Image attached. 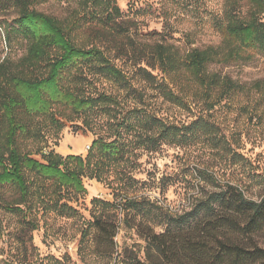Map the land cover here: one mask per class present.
<instances>
[{
  "label": "trees",
  "instance_id": "obj_1",
  "mask_svg": "<svg viewBox=\"0 0 264 264\" xmlns=\"http://www.w3.org/2000/svg\"><path fill=\"white\" fill-rule=\"evenodd\" d=\"M45 5L57 7L56 12L41 9ZM133 22L116 0H0L5 40L9 44L12 34L25 40L21 56L8 54L0 62V190H13L9 201L0 193V203L21 218L18 234L33 231L37 225L29 214L42 206L72 216L76 209L64 197L86 193L84 179H94L110 188L112 199L90 201L77 246L84 264L94 259L104 264H264V196L248 198L238 184L221 179V169L206 163L190 178L158 179L161 194L175 185L183 189L185 205L173 210L139 195L144 183L136 187L139 181L129 171L140 155L167 149L207 148L224 160V168L242 163L237 140L210 117L243 86L211 67L252 55L264 58V0H226L214 20L221 41L202 48L181 49L166 38L137 45L131 38ZM91 39L104 42L106 50ZM177 80L197 86L192 100L177 88ZM102 82L110 89L98 87ZM256 90L264 98V82L258 81ZM154 97L197 114L177 122L147 103ZM37 116L56 125L57 132L70 126L92 133L86 154L39 149L36 159L22 152L17 139L34 136ZM121 230L132 231L141 243L119 246ZM44 258L36 260L43 264ZM53 263L74 264L68 256ZM0 264L34 261L0 258Z\"/></svg>",
  "mask_w": 264,
  "mask_h": 264
},
{
  "label": "rangeland",
  "instance_id": "obj_2",
  "mask_svg": "<svg viewBox=\"0 0 264 264\" xmlns=\"http://www.w3.org/2000/svg\"><path fill=\"white\" fill-rule=\"evenodd\" d=\"M116 2L127 17L135 20L131 26V38L137 45L166 38L181 49H187L218 45L221 41V34L214 26V20L221 15L226 0H116ZM56 8L45 5L41 9L51 13L56 12ZM173 11L176 13L167 17ZM10 39L8 44L3 28H0V62L8 54L16 59L25 50V40L19 34H12ZM89 41L106 50L104 42L100 43L96 39ZM120 42L125 44L124 41ZM107 52L113 57L112 51ZM54 54L55 52L51 51V55ZM115 62L121 65L118 59H115ZM211 69L229 76L243 86V91L216 105L210 118L228 138L237 140L238 151L244 160L235 168H224V160L208 152L207 148L201 147L187 151L167 149L156 156L146 153L133 160L129 168L130 175L139 181L136 187L144 183L138 194L157 200L159 204L173 210H179L185 205L182 198L183 189L175 185L161 194L156 188L158 179L171 175L190 178L191 173L202 169L206 163H211L214 170L221 169V179H230L238 184L248 198L257 200L264 196V98L256 90V83L264 82V58L252 55L250 60L217 64ZM38 71L39 74L42 73L43 68L40 67ZM177 82L180 83L177 88H181L187 98L192 100L191 95L197 86L182 80ZM135 83L139 88L144 86L136 81ZM102 86L110 89V84L98 83V87ZM145 93L155 95L147 88ZM146 101L158 113H167L177 122H187L190 113L197 114L195 109L189 113L174 104L162 101L161 98H147ZM34 121L38 129L37 134L40 133V136L37 138L36 129L32 127L34 136L20 137L17 143L22 152L29 151L36 159H40V154H36L39 149L43 152L53 149L61 155L84 156L87 151L85 146L89 145L94 137L92 133L84 135L70 126H64L57 132L56 125L40 116L34 117ZM84 186L86 193L69 194L64 197V201L70 199L68 204L76 209V213L69 217H61L56 211L45 210L41 206L36 212L29 214L35 220L37 229L33 231L26 229L21 234H18L21 218L5 210L0 203V229L3 231L0 235V258L15 261L26 258L34 261V264H41L36 258L45 257L43 264H54L55 259L61 260L63 256H68L70 263L84 264L77 254V246L81 223L90 217V201L93 197L112 199L110 188L102 182L84 179ZM0 193L4 200L9 201L13 190L6 186ZM116 240L119 246L131 245L133 241L141 243L135 234L128 230H121ZM92 262L104 264L99 259Z\"/></svg>",
  "mask_w": 264,
  "mask_h": 264
},
{
  "label": "built area",
  "instance_id": "obj_3",
  "mask_svg": "<svg viewBox=\"0 0 264 264\" xmlns=\"http://www.w3.org/2000/svg\"><path fill=\"white\" fill-rule=\"evenodd\" d=\"M88 148H89V145H86V146H85V150H87Z\"/></svg>",
  "mask_w": 264,
  "mask_h": 264
}]
</instances>
